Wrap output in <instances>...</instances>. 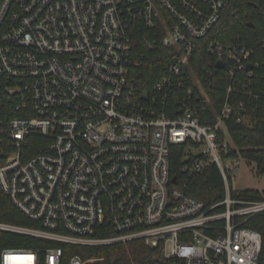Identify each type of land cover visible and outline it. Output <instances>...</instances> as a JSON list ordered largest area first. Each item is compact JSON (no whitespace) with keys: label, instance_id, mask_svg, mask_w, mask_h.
I'll return each instance as SVG.
<instances>
[{"label":"built area","instance_id":"1","mask_svg":"<svg viewBox=\"0 0 264 264\" xmlns=\"http://www.w3.org/2000/svg\"><path fill=\"white\" fill-rule=\"evenodd\" d=\"M229 5L0 0V189L33 222L0 221V231L44 241L2 250L0 264H86L94 259L65 256L64 246L134 239L161 264H264L262 235L246 226L264 214V198L231 193L228 171L241 156L225 139L229 96L259 97L250 87L264 82V34L208 45L230 81L212 121L200 119L213 104L190 64ZM155 49L164 61L150 81ZM235 104L244 112L243 99ZM181 145V177L171 182ZM213 164L224 195L206 204L185 190Z\"/></svg>","mask_w":264,"mask_h":264},{"label":"trees","instance_id":"2","mask_svg":"<svg viewBox=\"0 0 264 264\" xmlns=\"http://www.w3.org/2000/svg\"><path fill=\"white\" fill-rule=\"evenodd\" d=\"M248 22H252L253 27L248 26ZM257 34H264V0H230L229 7L216 27L204 39L198 40L199 45L190 64L203 82L206 93L213 104L208 112L201 113L202 121L214 120L225 100L226 89L230 82L224 71L214 69V59L207 50L208 45L214 40L226 42L236 35L254 38ZM141 43L139 40V49L142 52H147V48ZM155 51L154 55L148 54L147 57L149 66L146 73L152 74L150 81L158 75L160 65L164 61L159 55L164 50L155 49ZM150 81L148 80L147 83ZM250 88L254 93L259 94L256 100L248 99L237 90L229 96L228 101L233 105V111L225 122L230 137L227 150L230 156L239 155L245 161L255 163L257 172L264 174V82L256 80ZM238 99L245 101L242 116L235 104ZM222 136L223 133H219L220 139ZM31 138L40 139L37 136ZM182 148V145L175 146L170 155V174L178 179L181 177L179 168L182 163ZM26 151V153L32 154L37 150L33 149L30 144V149ZM185 191L206 204H212L222 199L224 195L223 182L217 166L213 164L208 167L201 177L188 184ZM240 193L249 199L264 198V189L261 191L249 189ZM0 221L24 226L33 225L32 221L12 205L8 196L1 189ZM246 226L261 233L264 253V214L251 218ZM42 244L44 241L32 236L0 231V253L7 248L36 249ZM64 249L65 256L79 254L83 259H94L86 264H161L157 250L145 245L139 239L102 246L65 245Z\"/></svg>","mask_w":264,"mask_h":264},{"label":"rangeland","instance_id":"3","mask_svg":"<svg viewBox=\"0 0 264 264\" xmlns=\"http://www.w3.org/2000/svg\"><path fill=\"white\" fill-rule=\"evenodd\" d=\"M225 139L230 142V137L225 134ZM236 168L228 171L229 185L232 194H238L243 190H263L264 174L257 172L255 163H249L243 158L235 164Z\"/></svg>","mask_w":264,"mask_h":264},{"label":"water","instance_id":"4","mask_svg":"<svg viewBox=\"0 0 264 264\" xmlns=\"http://www.w3.org/2000/svg\"><path fill=\"white\" fill-rule=\"evenodd\" d=\"M247 24H248V26L253 27V23L252 22H248ZM215 66L217 68L221 69V68H223V62L218 61V62H216ZM249 68H250V65L247 67V69H249ZM241 114H243V110H241ZM2 156H3V152L0 151V157H2ZM261 172H262V170H261ZM174 181H175V177H172L171 178V182H174Z\"/></svg>","mask_w":264,"mask_h":264}]
</instances>
